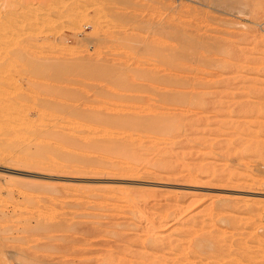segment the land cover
Masks as SVG:
<instances>
[{
	"label": "rangeland",
	"instance_id": "obj_1",
	"mask_svg": "<svg viewBox=\"0 0 264 264\" xmlns=\"http://www.w3.org/2000/svg\"><path fill=\"white\" fill-rule=\"evenodd\" d=\"M1 18L21 48L0 112L62 100L91 126L78 149L0 116V264H264V0H0ZM154 113L173 160L148 171L133 118Z\"/></svg>",
	"mask_w": 264,
	"mask_h": 264
},
{
	"label": "bare ground",
	"instance_id": "obj_2",
	"mask_svg": "<svg viewBox=\"0 0 264 264\" xmlns=\"http://www.w3.org/2000/svg\"><path fill=\"white\" fill-rule=\"evenodd\" d=\"M44 1V0H43ZM7 2V1H6ZM41 2V1H40ZM23 3V2H22ZM2 4V3H1ZM8 4V3H7ZM20 5V4H19ZM16 6H17V4H16ZM24 6H25V4H24ZM25 7H27L26 8V11H27V9H29L28 7H30L29 5H28V2H27V6H25ZM22 9H24V8H22ZM31 9V8H30ZM24 11H25V9H24ZM31 10H28V12H30ZM27 12V13H28ZM25 13V12H24ZM31 13V12H30ZM42 13V12H41ZM26 14V13H25ZM27 15V14H26ZM36 15V14H35ZM35 17V16H34ZM31 18H32V15H31ZM27 19H29L30 20V17H28ZM36 19H37V16H36ZM4 20V19H3ZM2 20V18H1V22L3 21ZM27 21L28 20H26V22L25 23H27ZM42 21V20H41ZM29 22L30 21H28V25H29V27H30V25L31 24H29ZM45 22V21H44ZM44 22H41V23H44ZM11 23H12V21H11ZM34 23H36V22H34ZM34 23H32V25H31V27L33 26V24ZM2 24V28H0L1 30H0V55H1V53H2V51H4V49H5V47L8 45V44H10L11 46H12V48H10V49H12L13 50V52H12V54H14V53H18V51H19V47L21 48V46H20V43H21V39H20V37L19 36H17V34L18 33H16L15 35L14 34H12V32H11V30L9 29L11 26H10V22L8 23H1ZM17 24H18V22H17ZM37 24V23H36ZM24 26H25V24H24ZM14 27V26H13ZM28 28V27H27ZM18 29H20V30H22L21 28H18ZM27 30V29H26ZM16 31V30H15ZM38 31V30H37ZM48 31V30H47ZM23 32V31H22ZM39 34H40V31H39ZM19 35V34H18ZM21 36H22V34H21ZM23 39V38H22ZM121 40V39H120ZM138 43V42H137ZM136 44V43H135ZM123 46V45H122ZM23 48V47H22ZM24 49V48H23ZM21 50V49H20ZM206 50H208L207 48H206ZM17 51V52H16ZM182 51V52H181ZM184 51H186V50H184L183 48H182V50H180V54H181V56H185V54L183 55V52ZM195 51V50H194ZM202 51V50H201ZM188 52H190L189 50H188ZM204 52V51H203ZM202 52V55L203 56H197V58H196V60H197V62H198V60L199 61H201V60H206L207 58H208V56L207 57H205L206 59H204V55H205V53H207L206 51H205V53H203ZM191 53V55L193 56V54H192V52H190ZM208 53H210L209 52V50H208ZM178 54H179V52H178ZM179 54V55H180ZM201 54V53H200ZM189 54L188 53H186V56H187V58H189V56H188ZM190 55V56H191ZM13 56V55H12ZM1 57V56H0ZM6 57H8V56H6ZM6 57H4V58H0V70L1 71H3L4 69H6V70H4L3 71V74H4V72H6L7 71V69H9V67H16L17 65H18V60L16 59V57H15V59H12L11 61H9ZM9 57H11V56H9ZM8 57V58H9ZM6 58V59H5ZM18 58V57H17ZM181 58V57H180ZM191 58V57H190ZM186 59V58H185ZM192 59V58H191ZM195 59V58H194ZM189 60V59H188ZM209 60V59H208ZM47 61V60H46ZM193 61V60H192ZM202 62V61H201ZM99 63V62H98ZM122 65V64H121ZM100 66V65H99ZM16 68H18V67H16ZM99 68V67H98ZM20 69V68H19ZM112 69V68H111ZM97 70V69H96ZM102 73L104 72V71H107V68L106 67H103V65L102 66H100V69H99ZM12 71V70H11ZM98 71V70H97ZM109 71V70H108ZM9 72V71H8ZM16 72H17V70H16ZM16 72H14V73H16ZM19 72V71H18ZM99 72V71H98ZM134 78L135 79H131V81H130V83L131 84H134L135 85V83L137 84L138 82H139V80L140 79H138V78H142V77H144L145 75H146V73H147V68L145 67V66H141V67H139V68H137V69H135L134 71ZM10 73V72H9ZM112 74V73H111ZM157 74V73H156ZM100 75V74H99ZM8 76H9V74H8ZM12 76V75H11ZM105 76V75H104ZM131 77H128V79H130ZM2 79V78H1ZM125 80V81H127V78L126 77H124L123 76V78H122V80ZM178 79V78H177ZM9 81V80H8ZM122 82V81H121ZM128 82V81H127ZM177 82H178V80H177ZM9 83V82H8ZM129 83V82H128ZM140 83V82H139ZM175 84V83H174ZM49 85V84H48ZM3 86V85H2ZM15 87V86H14ZM17 87V86H16ZM132 87V86H131ZM136 87L140 90H147V89H150L146 84H137V86L135 85V89H136ZM19 89V88H18ZM20 89H21V87H20ZM46 89V88H45ZM6 90V89H5ZM26 91V90H25ZM3 92V91H2ZM0 95H1V91H0ZM64 95H65V93H64ZM218 95V94H217ZM170 96V95H169ZM61 97V96H60ZM166 97V96H165ZM53 98V97H52ZM63 98H65V97H63ZM4 99V98H3ZM2 100V99H1ZM0 100V101H1ZM55 100H57V99H55ZM14 101V100H13ZM63 102L62 100H59L58 102H56V103H54L55 104V106L54 107H51V105H50V108L48 107L47 108V106H46V108L44 109L43 107V110H42V108H41V112L39 113V115H36V118L39 116L40 118H37L38 120L36 121L35 119V122L33 121V119L31 120L29 117H28V115H27V113H25L24 114V110H23V114H21V113H16L15 112V110L17 111L18 109H16L15 107H13V108H15L14 109V111H13V109H12V113L10 112V111H5V109L3 110V108L1 109V111H2V113H1V115L0 116H2V118L3 117H5L7 120H9V121H7V123L9 124V130H10V133H12V135H13V133H16V134H18V135H20V133H24L23 135L26 137V134H28V133H30V134H34L35 132H37V133H35V135L36 134H39V137L38 136H36V137H38L39 139H41L42 141L43 140H46V139H48V138H51L52 139V137L54 138V136H55V138L58 136V138L60 139V141H62V143L64 142V144H65V142L67 143V145L69 144V143H71L72 144V142H74V145H75V142H78V141H76V140H78V137H75L74 138V135H75V133H74V135H73V132H75V131H81L82 129H84V127L86 128L88 125H87V121H85L84 119H82V120H80L79 118H78V116H80V114L81 113H78L77 111H76V114L75 113H71V109H68V107H67V105L66 104H64V103H59V102ZM243 101H244V95H243V93H241V92H239V93H235V94H232V95H229L228 97H226V99H225V103H224V108H225V110H224V108H223V112L225 111H228V109L229 108H235V107H238V106H240L242 103H243ZM3 102H4V100H3ZM25 102H26V100H25ZM66 103V102H65ZM117 103V102H116ZM6 104V103H5ZM56 104H57V106H56ZM58 104H60L59 106L60 107H58ZM46 105V104H45ZM22 106L24 107V105L22 104ZM2 107H3V103H2ZM26 108V107H25ZM37 108V107H36ZM10 109V110H11ZM9 110V109H8ZM20 110H22V108L20 109ZM19 110V111H20ZM37 110H39V108L37 109ZM117 110V108L115 109V111ZM133 110V109H132ZM136 110V109H135ZM143 110V109H142ZM152 110H153V108H152ZM138 111H139V109H138ZM138 111H137V113H138ZM15 112V114H13ZM22 112V111H21ZM27 112V111H26ZM100 113V112H99ZM107 113V112H106ZM120 113V112H119ZM38 114V113H37ZM78 114V115H77ZM86 114V113H85ZM84 114V115H85ZM104 114V113H103ZM117 118H119L118 117V110H117ZM123 114H125V113H123ZM155 114V113H154ZM154 114L152 115L151 114V116H150V114H149V116L148 115H146V117H145V115L143 116V114H138L137 115V117H136V115L135 114H133L136 118H133V119H136L135 120V122L137 123L136 125L138 126V129H137V126L135 125V123H134V125L136 126V133H135V136H134V142L138 145L137 146V148H138V150H143L144 151V149L146 150L145 152H143V156L142 155H140V158H149L147 161H146V167H145V169H147L148 171H151V169L152 168H155V167H158V168H163L164 166H166L169 162H171L172 160H173V158H171V156L170 155H167V156H164L163 155V153H162V151H165L166 150V148L167 147H170L169 145H162V146H160V144H158V142L160 141V140H162L163 139V134H165V132H166V130H168L169 128H171V125H170V123H172L173 121L171 120V122H170V120L168 121V123H167V120L165 119V117H168V116H164V115H162V116H164L163 118H162V116H160V118L158 117V115H156L155 114V116H154ZM105 115V114H104ZM88 116V115H87ZM122 116V115H121ZM126 116V115H125ZM81 117H82V115H81ZM89 117V116H88ZM130 117H132V116H130ZM158 117V118H157ZM5 118L4 119H2L1 120V117H0V121H3V122H6L5 121ZM85 118V117H84ZM97 118H98V116H97ZM96 118V119H97ZM100 118H102V116L100 117ZM108 118H109V116H108ZM169 118V117H168ZM90 119V118H89ZM103 119V118H102ZM115 119V118H114ZM121 119V118H120ZM123 119V118H122ZM125 119V118H124ZM123 119V120H124ZM132 118H130L129 119V122L130 121H133L134 122V120H133ZM96 121V120H95ZM107 121V120H106ZM15 122L16 123H18L20 126H21V128L19 127V129H17L16 128V124H15ZM100 122V121H99ZM125 122H126V120H125ZM128 122V118H127V122L126 123H129ZM2 123V122H1ZM103 123V122H102ZM101 123V124H102ZM104 123H106V122H104ZM109 123V122H108ZM89 124V123H88ZM130 124V123H129ZM174 124H176L175 122L173 123V126H174ZM87 125V126H86ZM90 125V124H89ZM108 125V124H107ZM132 125V124H131ZM8 126V125H7ZM91 126V125H90ZM90 126L88 127V128H90ZM170 126V127H169ZM131 127H133V125L131 126ZM92 128V127H91ZM96 127H94V129H95ZM117 128V127H116ZM126 128V127H125ZM1 129V128H0ZM97 129H98V127H97ZM96 129V130H97ZM132 129V128H131ZM95 130V131H96ZM98 130H100L101 131V134H102V136L103 135H105V137L106 136H108L109 134L110 135H112V133L115 131L114 129H110L109 127H104L103 126V128H102V126H101V129H100V126H99V129ZM97 130V131H98ZM171 130V129H170ZM99 131V132H100ZM122 131V130H121ZM116 132V131H115ZM123 133V135H125V133L127 134V132H128V129H125L124 131H122ZM130 132V131H129ZM86 133V132H85ZM84 133V134H85ZM119 133V132H118ZM172 133V132H171ZM130 134H131V132H130ZM166 134H167V132H166ZM14 136H15V134H14ZM22 136V135H21ZM29 136V135H28ZM31 136V135H30ZM77 136V135H76ZM126 136V135H125ZM167 136H168V134H167ZM4 137V136H3ZM16 137V136H15ZM130 137V136H129ZM166 137V136H165ZM28 138H30V137H28ZM27 138V139H28ZM37 138V139H38ZM82 138V137H81ZM90 138V137H89ZM89 138H87V139H89ZM93 138V137H92ZM92 138H91V143H94V145L96 146L97 144H98V142L100 141V140H102L103 139V137L102 138H100L98 141H97V138H93V139H96L95 140V142L92 140ZM48 140H50V139H48ZM47 140V141H48ZM54 140V139H53ZM170 140V139H169ZM15 141V140H14ZM59 141V142H60ZM87 141L88 140H86V143H87ZM55 142V141H54ZM53 142V144H55ZM88 142H90V141H88ZM119 142V141H118ZM174 142V141H173ZM39 144H40V142H38ZM42 143V142H41ZM58 143V142H57ZM97 143V144H96ZM101 143H103L102 141H100V146H99V148H101ZM170 144V143H169ZM57 145V144H56ZM77 145V148H78V145H79V143L78 144H76ZM75 145V146H76ZM88 145H89V143H88ZM171 145V144H170ZM173 145V144H172ZM60 146V145H59ZM65 146V145H64ZM69 146V145H68ZM118 146H119V144H118ZM45 147H46V145H45ZM70 147V146H69ZM171 147H173V146H171ZM65 148V147H64ZM63 148V149H64ZM75 148V147H74ZM76 148V149H77ZM86 148V147H85ZM98 148V145H97V149H99ZM164 148H165V150H164ZM68 149V148H67ZM75 149V150H76ZM78 149H80V148H78ZM118 149H120V148H118ZM58 150V149H57ZM154 150H155V152H154ZM157 150V151H156ZM45 152V151H44ZM53 152V151H52ZM58 152V151H57ZM69 152V151H68ZM77 152V151H76ZM119 152V151H118ZM83 153H84V151H83ZM123 153V152H122ZM122 153H120L121 154V156L122 157H125V153L122 155ZM67 154V153H66ZM133 154V153H132ZM156 156H155V155ZM35 155V154H34ZM47 155V154H46ZM45 155V156H46ZM51 155H53V154H51ZM74 155V154H73ZM98 155V154H97ZM56 156V155H55ZM139 156V155H138ZM48 157V156H47ZM74 157V156H73ZM176 157V156H175ZM41 158V157H40ZM58 158H60V156L58 157ZM156 158H158V159H156ZM108 159H109V157H108ZM80 160H81V158H80ZM145 160V159H144ZM126 161V160H125ZM1 163V162H0ZM177 163V162H176ZM62 164H63V162H62ZM70 164V163H69ZM2 165V164H1ZM64 165V164H63ZM8 166V165H7ZM62 166V165H61ZM161 166V167H160ZM98 168V167H97ZM157 168V169H158ZM58 169V168H57ZM138 169H139V167H138ZM144 168H142V170H143ZM170 169V168H169ZM141 170V169H140ZM36 171V170H35ZM133 171H135V170H133ZM158 172V171H157ZM172 173L171 174H173V173H177V172H179V171H171ZM162 173V172H161ZM187 173V172H186ZM189 174L191 175V173L189 172ZM195 174V173H194ZM88 176V175H87ZM108 176V175H107ZM187 176H188V174H187ZM125 177V176H124ZM186 180V179H185ZM103 183V182H102ZM109 183V182H108ZM90 184V183H89ZM117 184V183H116ZM124 192V191H123ZM102 193V192H101ZM129 197V196H128ZM131 200H133V199H131ZM90 203V202H89ZM165 213V212H164ZM225 213V212H224ZM161 218V217H160ZM252 218V217H251ZM206 228V227H205ZM239 230V229H238ZM232 232V231H231ZM223 234V233H222ZM234 236V235H233ZM245 237V236H244ZM256 238V237H255ZM260 238V237H259ZM245 241H246V239H245Z\"/></svg>",
	"mask_w": 264,
	"mask_h": 264
}]
</instances>
